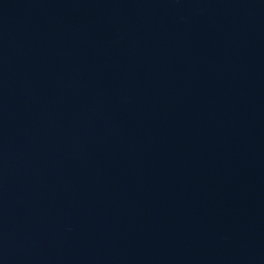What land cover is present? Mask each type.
Listing matches in <instances>:
<instances>
[{
	"label": "water",
	"instance_id": "obj_1",
	"mask_svg": "<svg viewBox=\"0 0 264 264\" xmlns=\"http://www.w3.org/2000/svg\"><path fill=\"white\" fill-rule=\"evenodd\" d=\"M0 264H264V0H0Z\"/></svg>",
	"mask_w": 264,
	"mask_h": 264
}]
</instances>
